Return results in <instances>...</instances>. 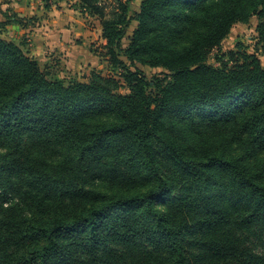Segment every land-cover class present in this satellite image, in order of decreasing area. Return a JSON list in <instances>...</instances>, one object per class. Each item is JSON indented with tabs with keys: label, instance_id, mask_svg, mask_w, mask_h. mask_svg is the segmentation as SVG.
I'll return each mask as SVG.
<instances>
[{
	"label": "trees",
	"instance_id": "obj_1",
	"mask_svg": "<svg viewBox=\"0 0 264 264\" xmlns=\"http://www.w3.org/2000/svg\"><path fill=\"white\" fill-rule=\"evenodd\" d=\"M75 7L108 74L66 81L0 36V264H264V0ZM252 17L255 53L209 65Z\"/></svg>",
	"mask_w": 264,
	"mask_h": 264
},
{
	"label": "rangeland",
	"instance_id": "obj_2",
	"mask_svg": "<svg viewBox=\"0 0 264 264\" xmlns=\"http://www.w3.org/2000/svg\"><path fill=\"white\" fill-rule=\"evenodd\" d=\"M71 2L72 0H65L66 5H63L62 7L58 5L59 2L53 5H58V8H60V10L65 9V7L71 9ZM45 6V0H0V18H3V15L5 13L8 17L16 19V24H18H11L8 28L6 27V29L1 31L0 36L15 43H22L24 50L28 54H30L34 43L31 34V28L36 27L38 21L43 20L46 17V13H44L43 15L40 14L39 16V12H42L45 9H50L46 8ZM138 9L139 1H133L131 3V13L133 14ZM85 24L92 33L91 36L85 39V41H87L86 45L88 47H90V45L93 46V49L102 48L104 40L103 38H101L102 36L100 21L97 18L86 16ZM14 26H19L23 30L27 31L26 33L19 34L18 31L14 30ZM135 26L136 23L133 22L132 26L129 29L130 34L133 32ZM256 26V17H252L248 23H237L233 27L228 37L223 41L220 48L215 49L212 52L209 57L208 64L215 67H220L225 64L230 67L233 66L235 62L231 60L227 54L231 50H237V46L239 44L243 45V49L247 50L249 53H255V46L257 42ZM125 44H127V40L125 41ZM259 56L262 60H264V57L260 53ZM39 62L41 67L43 69H46L52 76H59L66 81H70L69 79H67V75L70 76L69 74H67V72L69 71L65 70V68H63L60 63H57V61L54 62V64L51 66L46 65L45 61ZM138 66L142 70H144L149 79H152L156 75H164L162 69L150 68L149 66H143L141 64H138ZM102 71L105 72V74H108L110 70L109 67H107V65L105 64V67ZM124 91H126V89H124L123 92ZM248 107L249 106L247 105L246 109ZM258 161H262L261 155L258 156V160H252L248 162V165L252 168V171H257L260 169V166H257Z\"/></svg>",
	"mask_w": 264,
	"mask_h": 264
},
{
	"label": "crops",
	"instance_id": "obj_3",
	"mask_svg": "<svg viewBox=\"0 0 264 264\" xmlns=\"http://www.w3.org/2000/svg\"><path fill=\"white\" fill-rule=\"evenodd\" d=\"M133 1H139V9L133 13L135 14L140 11L141 0H130V8ZM75 3L76 0H72L71 9L65 7V9L60 10L58 5L60 7L66 5L64 0L58 5H53L50 9H45L42 12L38 11L39 16L40 14L43 15L46 13V17L43 20H39L36 27L31 28L34 43L29 55L35 57L38 61H45L48 66L53 65L54 62L57 61V63H60L65 70L69 71L67 74L70 76L67 75V79L76 78L79 81L88 82L92 72L102 71L105 64L107 67L109 66L106 58L101 57L94 52L96 49H93V46L90 45V47H88L86 45L87 41H85V39L91 36L92 33L85 24L86 16L76 9ZM5 16L7 15L4 13L3 18H0V20H5ZM12 19L14 20V18ZM133 22L136 23V26L134 27L135 30L138 22ZM11 24L18 25L16 24V21H13L7 25V28ZM13 28L18 31L19 34L26 33L27 31L19 26H14ZM129 29L123 41L124 46H127L130 43V38L134 32L133 30L130 34ZM126 40L127 44H125ZM103 42L104 44L106 43L105 40ZM98 50H102V48ZM103 73L105 74V72Z\"/></svg>",
	"mask_w": 264,
	"mask_h": 264
},
{
	"label": "built area",
	"instance_id": "obj_4",
	"mask_svg": "<svg viewBox=\"0 0 264 264\" xmlns=\"http://www.w3.org/2000/svg\"><path fill=\"white\" fill-rule=\"evenodd\" d=\"M87 16V15H86ZM87 17H89V16H87Z\"/></svg>",
	"mask_w": 264,
	"mask_h": 264
}]
</instances>
